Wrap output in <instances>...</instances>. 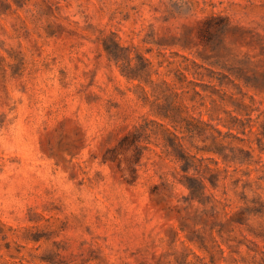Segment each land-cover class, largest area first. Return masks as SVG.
Masks as SVG:
<instances>
[{
    "label": "rangeland",
    "instance_id": "1",
    "mask_svg": "<svg viewBox=\"0 0 264 264\" xmlns=\"http://www.w3.org/2000/svg\"><path fill=\"white\" fill-rule=\"evenodd\" d=\"M0 264H264V0H0Z\"/></svg>",
    "mask_w": 264,
    "mask_h": 264
}]
</instances>
